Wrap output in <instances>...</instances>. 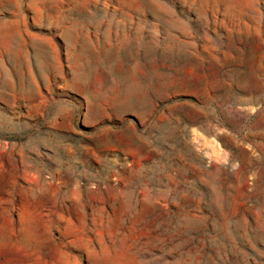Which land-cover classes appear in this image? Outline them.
Segmentation results:
<instances>
[{"label":"rangeland","instance_id":"rangeland-1","mask_svg":"<svg viewBox=\"0 0 264 264\" xmlns=\"http://www.w3.org/2000/svg\"><path fill=\"white\" fill-rule=\"evenodd\" d=\"M0 264H264V0H0Z\"/></svg>","mask_w":264,"mask_h":264}]
</instances>
